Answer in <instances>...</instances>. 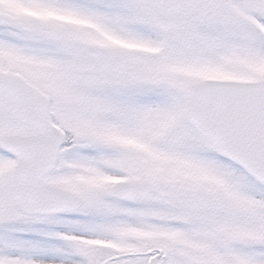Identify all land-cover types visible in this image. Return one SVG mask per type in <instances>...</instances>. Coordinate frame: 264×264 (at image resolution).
I'll return each mask as SVG.
<instances>
[{
	"label": "snow or ice",
	"instance_id": "1",
	"mask_svg": "<svg viewBox=\"0 0 264 264\" xmlns=\"http://www.w3.org/2000/svg\"><path fill=\"white\" fill-rule=\"evenodd\" d=\"M0 264H264V0H0Z\"/></svg>",
	"mask_w": 264,
	"mask_h": 264
}]
</instances>
